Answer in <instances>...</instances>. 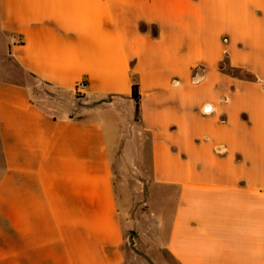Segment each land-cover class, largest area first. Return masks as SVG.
Segmentation results:
<instances>
[{"label":"crops","instance_id":"crops-1","mask_svg":"<svg viewBox=\"0 0 264 264\" xmlns=\"http://www.w3.org/2000/svg\"><path fill=\"white\" fill-rule=\"evenodd\" d=\"M0 32L21 70L89 101L132 103L139 79L155 264H264V0H0ZM101 108L57 115L0 80V264H146Z\"/></svg>","mask_w":264,"mask_h":264},{"label":"rangeland","instance_id":"rangeland-1","mask_svg":"<svg viewBox=\"0 0 264 264\" xmlns=\"http://www.w3.org/2000/svg\"><path fill=\"white\" fill-rule=\"evenodd\" d=\"M11 39L0 32V80L26 84L30 87L34 102L57 115L79 117L84 110L103 104L107 121L114 126L118 138V150L113 153L114 179L117 195L121 204L125 232V245L130 252L138 253L146 264H155L143 249L157 245L156 237L160 219L151 214L148 204L149 187L152 183L151 133L144 129L134 101L124 98H105L101 102H92L85 95L74 91H64L49 87L29 76L13 62L10 52ZM19 42V40H17ZM223 67L235 76L247 74L241 70ZM141 108V107H140ZM115 132L110 134L115 136ZM127 219V220H126ZM139 238L141 244L136 242ZM137 252V253H136Z\"/></svg>","mask_w":264,"mask_h":264},{"label":"trees","instance_id":"trees-1","mask_svg":"<svg viewBox=\"0 0 264 264\" xmlns=\"http://www.w3.org/2000/svg\"><path fill=\"white\" fill-rule=\"evenodd\" d=\"M20 44H22V41H19ZM243 72H245L247 75L244 76L247 79H251L252 76L249 72H247L246 70H241ZM29 76L33 77L36 80H39L36 76L27 73ZM41 83L45 84L46 86L49 87H53L50 83L48 82H44L39 80ZM131 99L134 101L135 103V107L137 112H140V102H141V92H140V83H139V79L137 77L133 78V85H132V94H131Z\"/></svg>","mask_w":264,"mask_h":264},{"label":"built area","instance_id":"built-area-1","mask_svg":"<svg viewBox=\"0 0 264 264\" xmlns=\"http://www.w3.org/2000/svg\"><path fill=\"white\" fill-rule=\"evenodd\" d=\"M87 83L85 81L79 82L74 89V93L77 95H85Z\"/></svg>","mask_w":264,"mask_h":264}]
</instances>
